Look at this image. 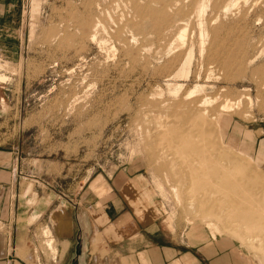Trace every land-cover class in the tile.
Here are the masks:
<instances>
[{
    "label": "rangeland",
    "instance_id": "rangeland-1",
    "mask_svg": "<svg viewBox=\"0 0 264 264\" xmlns=\"http://www.w3.org/2000/svg\"><path fill=\"white\" fill-rule=\"evenodd\" d=\"M16 6L22 49L14 61L0 56V73L8 76L0 82V129L27 161L21 199L29 228L11 264H70L75 202L91 191L106 199L103 181L120 169L149 177L161 228L205 247L216 239L246 263L264 264L259 231L237 229L221 216L218 232L194 212L193 183L169 149L170 132L189 130L201 101L209 100L205 108L214 117L228 103L223 112L231 119L216 139L264 178V155L256 154L264 138V0H17ZM98 242L95 251L116 264Z\"/></svg>",
    "mask_w": 264,
    "mask_h": 264
},
{
    "label": "crops",
    "instance_id": "crops-1",
    "mask_svg": "<svg viewBox=\"0 0 264 264\" xmlns=\"http://www.w3.org/2000/svg\"><path fill=\"white\" fill-rule=\"evenodd\" d=\"M16 1L0 0V56L9 61L16 60L22 49L17 34ZM8 136L0 129V223L5 227L0 232L5 240L0 239V264L12 263V250L21 247L29 228L21 199L27 186V161L19 149L7 145ZM256 145V154L263 156L264 138ZM108 178L110 181L104 180L102 184L106 199L91 191L75 202L79 214L68 236L69 240L75 239L70 264H109L100 250H94L97 238L115 256L116 264H249L234 250L221 248L216 239L205 247L203 241L196 239L190 243L188 236L178 238L166 227L161 228L148 176L120 169ZM15 256L18 257L17 253Z\"/></svg>",
    "mask_w": 264,
    "mask_h": 264
},
{
    "label": "bare ground",
    "instance_id": "bare-ground-1",
    "mask_svg": "<svg viewBox=\"0 0 264 264\" xmlns=\"http://www.w3.org/2000/svg\"><path fill=\"white\" fill-rule=\"evenodd\" d=\"M202 6L197 9H201ZM204 31H206L205 28ZM187 57L186 61L189 63L191 61V53ZM3 67L4 66L0 63V69ZM7 77L8 76L5 74L0 73V82L5 81ZM207 102H209L207 99H205L204 103L201 101L202 104H199L196 116L194 118H189L192 124L195 123L191 128L189 127V130L172 128L173 130L169 134L170 138H172V144L170 145V140H168V144L170 145L168 146L171 147L168 148L175 154L178 153L179 156H176L178 160L181 161L180 163L184 170L183 174L193 183V186H191L188 182L191 186V188L189 186V189L195 190V195L190 197L191 200H188V204L191 205L194 212L197 210L203 218H207L208 224L213 227L215 231L220 232L221 227L219 225V219L224 217L226 220L235 224L237 229H253L259 231L258 233L260 235L256 236L255 233V237L257 241L261 240L262 242L264 240V178H261L254 170H250L249 164L245 163V160L243 161L242 158L235 156L229 149L222 148L216 139L220 128H222L223 125H227V121L231 119V115L223 112V110H227L229 104L224 103L221 106L222 112H216L218 116L214 117L215 115L210 114V111L205 108L207 107L205 106ZM167 128L168 127H166V130H170ZM166 130L165 133L167 132ZM168 133L169 131L167 134ZM167 134L165 135L167 136ZM184 187H186V185ZM212 217H216V220ZM98 240L97 238L95 243Z\"/></svg>",
    "mask_w": 264,
    "mask_h": 264
}]
</instances>
